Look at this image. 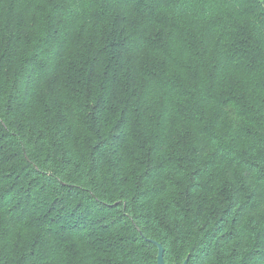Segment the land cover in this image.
Listing matches in <instances>:
<instances>
[{
    "label": "trees",
    "instance_id": "16d2710c",
    "mask_svg": "<svg viewBox=\"0 0 264 264\" xmlns=\"http://www.w3.org/2000/svg\"><path fill=\"white\" fill-rule=\"evenodd\" d=\"M264 264V0H0V264Z\"/></svg>",
    "mask_w": 264,
    "mask_h": 264
},
{
    "label": "water",
    "instance_id": "95a60500",
    "mask_svg": "<svg viewBox=\"0 0 264 264\" xmlns=\"http://www.w3.org/2000/svg\"><path fill=\"white\" fill-rule=\"evenodd\" d=\"M153 243L157 247V253H156V262H157V264H171V263H167V262L164 261L162 245L160 243L156 242V241H153ZM174 264H177V263H174ZM182 264H187V261L185 260Z\"/></svg>",
    "mask_w": 264,
    "mask_h": 264
}]
</instances>
